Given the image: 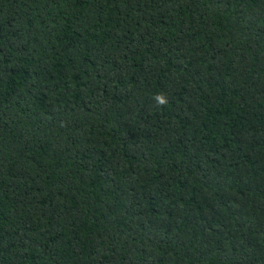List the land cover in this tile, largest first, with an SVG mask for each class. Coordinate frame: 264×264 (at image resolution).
<instances>
[{
    "label": "trees",
    "instance_id": "trees-1",
    "mask_svg": "<svg viewBox=\"0 0 264 264\" xmlns=\"http://www.w3.org/2000/svg\"><path fill=\"white\" fill-rule=\"evenodd\" d=\"M0 264H264V0H0Z\"/></svg>",
    "mask_w": 264,
    "mask_h": 264
},
{
    "label": "clouds",
    "instance_id": "clouds-1",
    "mask_svg": "<svg viewBox=\"0 0 264 264\" xmlns=\"http://www.w3.org/2000/svg\"><path fill=\"white\" fill-rule=\"evenodd\" d=\"M156 99L161 105L166 102L162 95H158Z\"/></svg>",
    "mask_w": 264,
    "mask_h": 264
}]
</instances>
